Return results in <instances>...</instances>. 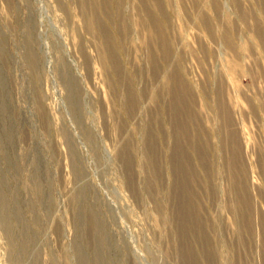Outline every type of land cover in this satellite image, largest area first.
<instances>
[{"label":"rangeland","instance_id":"rangeland-1","mask_svg":"<svg viewBox=\"0 0 264 264\" xmlns=\"http://www.w3.org/2000/svg\"><path fill=\"white\" fill-rule=\"evenodd\" d=\"M0 264H264V0H0Z\"/></svg>","mask_w":264,"mask_h":264}]
</instances>
